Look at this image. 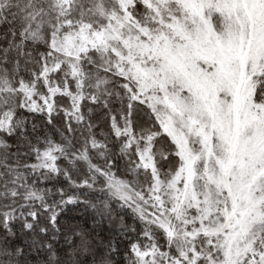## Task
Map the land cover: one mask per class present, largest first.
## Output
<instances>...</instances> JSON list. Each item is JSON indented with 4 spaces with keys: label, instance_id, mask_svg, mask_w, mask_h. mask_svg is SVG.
<instances>
[{
    "label": "snow or ice",
    "instance_id": "1",
    "mask_svg": "<svg viewBox=\"0 0 264 264\" xmlns=\"http://www.w3.org/2000/svg\"><path fill=\"white\" fill-rule=\"evenodd\" d=\"M0 264H264V0H0Z\"/></svg>",
    "mask_w": 264,
    "mask_h": 264
}]
</instances>
